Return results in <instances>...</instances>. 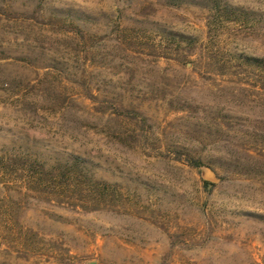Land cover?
<instances>
[{
    "label": "rangeland",
    "instance_id": "374dc122",
    "mask_svg": "<svg viewBox=\"0 0 264 264\" xmlns=\"http://www.w3.org/2000/svg\"><path fill=\"white\" fill-rule=\"evenodd\" d=\"M248 57L264 0H0V160L80 157L109 187L46 198L0 171V264H264Z\"/></svg>",
    "mask_w": 264,
    "mask_h": 264
},
{
    "label": "trees",
    "instance_id": "16d2710c",
    "mask_svg": "<svg viewBox=\"0 0 264 264\" xmlns=\"http://www.w3.org/2000/svg\"><path fill=\"white\" fill-rule=\"evenodd\" d=\"M231 11L236 9L231 8ZM247 61L255 68L264 72V59L248 57ZM263 88H264V84ZM137 117V116H134ZM177 159H183V155L177 153ZM187 164L202 171L207 165L193 158H185ZM37 162V161H36ZM36 162L25 157L7 158L0 160V171L7 176H15L17 180L24 181L27 189L46 198L70 199L86 202L89 197H95L94 201H105L109 187L105 183H100L95 176L89 173L86 162L80 157H74L67 164H55L51 168H46L45 164L39 165V172L35 171ZM213 185L206 182L205 186ZM91 200V199H90ZM85 210L97 209V207H85Z\"/></svg>",
    "mask_w": 264,
    "mask_h": 264
}]
</instances>
